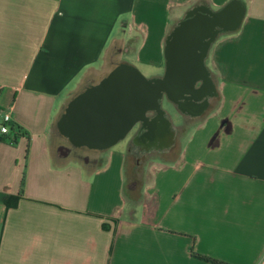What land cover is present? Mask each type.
Returning a JSON list of instances; mask_svg holds the SVG:
<instances>
[{
  "label": "crops",
  "instance_id": "crops-1",
  "mask_svg": "<svg viewBox=\"0 0 264 264\" xmlns=\"http://www.w3.org/2000/svg\"><path fill=\"white\" fill-rule=\"evenodd\" d=\"M197 1L217 11L232 0H0V111L23 133L0 143V264H208L191 248L264 264V0H237L240 28L206 60L218 103L143 166L134 201L127 135L84 161L52 141L58 111L113 43L158 77L169 27Z\"/></svg>",
  "mask_w": 264,
  "mask_h": 264
},
{
  "label": "water",
  "instance_id": "water-1",
  "mask_svg": "<svg viewBox=\"0 0 264 264\" xmlns=\"http://www.w3.org/2000/svg\"><path fill=\"white\" fill-rule=\"evenodd\" d=\"M244 14L237 0L217 11L205 1L191 5L168 29L163 75L150 79L120 60L119 44L113 43L102 71L86 75L58 111L52 125L55 150L80 161L97 157L138 124L127 149L135 174L150 158L176 152L186 129L219 101L217 79L206 66L208 53L219 37L238 31ZM164 99L183 117L182 126H174L162 109Z\"/></svg>",
  "mask_w": 264,
  "mask_h": 264
},
{
  "label": "rangeland",
  "instance_id": "rangeland-1",
  "mask_svg": "<svg viewBox=\"0 0 264 264\" xmlns=\"http://www.w3.org/2000/svg\"><path fill=\"white\" fill-rule=\"evenodd\" d=\"M222 37V36H221ZM221 37H219V38H221ZM206 66H207V61H206ZM208 68V67H207ZM141 71H139L141 74H142V76L144 77V78H146V79H150V78H152L151 77V75H150V73L148 72V71H146V70H144V69H140ZM163 73H164V66L162 67V69H161V71H160V75L159 76H162L163 75ZM162 109L164 110V111H166L169 115H170V117H171V120H172V123H173V125L174 126H176V127H179V126H182L183 125V123H184V119H183V117L180 115V114H178L177 113V111L175 110V108L170 104V103H168L165 99H164V101H163V103H162ZM196 125L194 124V125H191V126H189L187 129H186V131H185V133L183 134V136L181 137L182 139L181 140H183V137H184V135L187 133V132H191L193 129H194V127H195ZM137 129H138V126H137ZM136 129V130H137ZM136 130H135V128L134 129H132L128 134H127V138H125V139H127V140H131V136L136 132ZM126 140V141H127ZM123 141V140H122ZM131 159L133 160H135V157H131ZM159 158H157V157H152V158H150L148 161L149 162H151V161H157ZM147 161V162H148ZM146 162V163H147ZM145 163V164H146ZM144 164V165H145ZM143 168V167H142ZM132 169H133V167H132V165L130 166V164L128 165V167L126 168V171H125V189H124V192H125V196L126 197H128V199H130L131 201H134L135 199H136V197L139 195V191H140V179H141V170L139 171V172H137L136 174H135V172L133 173L132 172Z\"/></svg>",
  "mask_w": 264,
  "mask_h": 264
},
{
  "label": "trees",
  "instance_id": "trees-1",
  "mask_svg": "<svg viewBox=\"0 0 264 264\" xmlns=\"http://www.w3.org/2000/svg\"><path fill=\"white\" fill-rule=\"evenodd\" d=\"M168 34V31L166 33V36ZM165 36V37H166ZM11 131H15L16 132V135H14V139L10 142V145H15L17 139L20 137V136H23V133H21L20 129L13 125L11 126ZM20 132V133H19ZM0 143H5V137H0ZM23 183H24V178L21 179V182H20V192L18 195L16 196H5L1 199V203L3 205V207L8 210V209H12V208H15L16 205H17V202L21 196V192H22V188H23ZM190 254L192 257L200 260V261H203L205 263H208V264H226L224 262H221V261H218L216 259H213V258H210V257H207V256H204V255H200V254H197V253H194L193 249L191 248L190 249Z\"/></svg>",
  "mask_w": 264,
  "mask_h": 264
},
{
  "label": "built area",
  "instance_id": "built-area-1",
  "mask_svg": "<svg viewBox=\"0 0 264 264\" xmlns=\"http://www.w3.org/2000/svg\"><path fill=\"white\" fill-rule=\"evenodd\" d=\"M12 120L9 113L0 111V137H5V143L10 144L16 135L15 131H11ZM20 133V132H19Z\"/></svg>",
  "mask_w": 264,
  "mask_h": 264
},
{
  "label": "flooded vegetation",
  "instance_id": "flooded-vegetation-1",
  "mask_svg": "<svg viewBox=\"0 0 264 264\" xmlns=\"http://www.w3.org/2000/svg\"><path fill=\"white\" fill-rule=\"evenodd\" d=\"M133 165H134V164H132V167H133ZM130 166H131V164H130ZM132 172L134 173V168L132 169Z\"/></svg>",
  "mask_w": 264,
  "mask_h": 264
}]
</instances>
